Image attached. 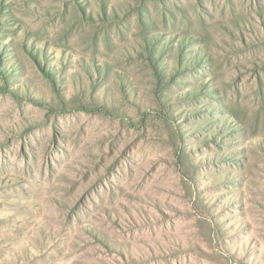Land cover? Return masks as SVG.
Masks as SVG:
<instances>
[{
	"label": "rangeland",
	"instance_id": "rangeland-1",
	"mask_svg": "<svg viewBox=\"0 0 264 264\" xmlns=\"http://www.w3.org/2000/svg\"><path fill=\"white\" fill-rule=\"evenodd\" d=\"M0 264H264V0H0Z\"/></svg>",
	"mask_w": 264,
	"mask_h": 264
}]
</instances>
